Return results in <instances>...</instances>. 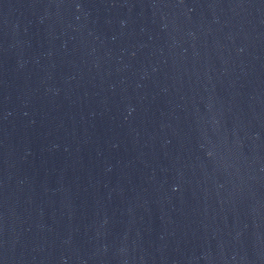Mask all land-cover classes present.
<instances>
[{"label":"water","instance_id":"obj_1","mask_svg":"<svg viewBox=\"0 0 264 264\" xmlns=\"http://www.w3.org/2000/svg\"><path fill=\"white\" fill-rule=\"evenodd\" d=\"M0 264H264V0H0Z\"/></svg>","mask_w":264,"mask_h":264}]
</instances>
